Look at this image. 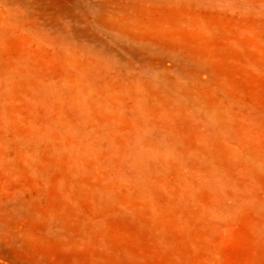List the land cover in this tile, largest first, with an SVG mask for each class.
<instances>
[{"label":"rangeland","instance_id":"1","mask_svg":"<svg viewBox=\"0 0 264 264\" xmlns=\"http://www.w3.org/2000/svg\"><path fill=\"white\" fill-rule=\"evenodd\" d=\"M0 264H264V0H0Z\"/></svg>","mask_w":264,"mask_h":264}]
</instances>
